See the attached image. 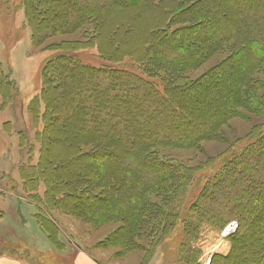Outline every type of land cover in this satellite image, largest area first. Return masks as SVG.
Segmentation results:
<instances>
[{"label": "trees", "instance_id": "trees-1", "mask_svg": "<svg viewBox=\"0 0 264 264\" xmlns=\"http://www.w3.org/2000/svg\"><path fill=\"white\" fill-rule=\"evenodd\" d=\"M32 1L31 10L26 0L29 23L40 17L33 40L36 30L48 38L92 27L84 38L89 43L74 48H96L111 64L95 68L78 57L75 64L58 57L44 68V86L29 105L36 128L43 122L35 134L39 158L34 162L31 155L19 169L25 196L37 207L35 219L57 243L63 228L53 210L95 227L117 223L98 243L101 248H117L125 256L139 249L144 237L151 238V247L159 234L158 218L170 229L175 217L173 205L162 210L170 202L164 197L166 186L179 189L186 181L185 169L162 161L156 148L188 150L206 141L227 142L221 128L239 117V110L264 111L256 92L264 96V79L257 78L264 77V0H69L73 7L63 8L56 6L57 0ZM225 1L235 10L225 9ZM38 2L46 3L47 12L36 17ZM129 8L140 19L154 9L163 22L147 28L144 39L128 42L133 30L121 14ZM178 24L176 40L163 38ZM193 24L196 31L188 32ZM219 56L201 78L187 81L186 73ZM126 58L144 67L149 77L166 73L164 92L138 74L112 66ZM55 62L58 69L52 71ZM15 89L0 67L1 106L12 102ZM255 142L247 148L245 162L239 160L242 166L228 164V176L217 179L220 188L210 187L203 195V221L219 226L235 214L241 224L230 236L237 237L231 254L215 256L211 264H264V230L258 243L244 241L255 239L252 225L264 224V138ZM57 147L63 155H57ZM171 188L170 194L176 193Z\"/></svg>", "mask_w": 264, "mask_h": 264}, {"label": "rangeland", "instance_id": "rangeland-1", "mask_svg": "<svg viewBox=\"0 0 264 264\" xmlns=\"http://www.w3.org/2000/svg\"><path fill=\"white\" fill-rule=\"evenodd\" d=\"M29 2L32 10L31 3L34 1L29 0ZM55 3L59 8L74 5L69 0H57ZM35 5L38 9L36 17L47 12L46 3L41 5V2H38ZM223 7L228 10L231 7L235 10L229 1H225ZM136 15L137 12H134L133 8L125 9L121 14L124 21L131 24L133 32L127 37V41L131 43L144 39L147 28H153L159 22H163L161 15L154 9L142 19H140L141 15L135 17ZM36 20L33 24L29 23L26 0H0L1 73L8 76L16 88L10 104L1 106L0 97V256L14 258L25 264L86 262L94 264H211L215 256L226 257L231 254L233 242L237 237L223 239L221 232L232 222L241 225L239 217L234 214L219 226L203 221L202 198L206 195L208 188H220L217 179L220 174L223 177L228 176L225 175L227 166L230 169L228 164L237 162L236 164L242 166L239 162L243 160L245 162L242 158L250 153L247 148L252 147L256 139L264 138V111L258 114L250 110H239L240 116L233 118L221 128L227 142L206 141L188 150L156 148L155 152L162 161L173 162L185 169L186 181L179 186V189L178 186H166L164 197L167 196L170 202L162 210L165 213L166 207L173 205L171 211L175 217L174 221L170 222L172 225L170 229L165 228L167 225L163 223V220L161 221L162 217L158 218L156 229L159 234L156 243L151 247V238L144 237L140 240L141 247L128 252L125 256L120 254L117 248H101L98 243L119 227L117 223L95 227L60 210L52 211L56 222L63 228L60 243L49 239L35 219L37 207L27 200L19 172L21 165L28 162L31 155L34 162H37L39 158L40 145L35 141V134L36 131L43 129V122L40 120L36 128L29 105L44 86L43 72L49 61H56L58 57H63L68 63H74L78 57L95 68L111 64L100 58L96 48L89 46L86 50H76L77 46L89 43L84 38L93 31L92 27L85 26L73 34H55L48 38L41 36L42 34L38 35L39 30H36L37 36L33 40V28H38ZM195 27L197 26L191 25L188 32L196 31ZM177 28L179 24L168 30V33H164L163 38L169 37L172 41L176 40ZM213 31L211 29V34ZM147 52L152 55L154 50H147ZM221 58L222 56L214 57L200 68L186 73L187 81L192 82L201 78ZM57 64L56 62L52 64V71L58 69L54 67ZM112 66L138 74L155 85L162 93L164 92L166 73L156 71L149 77L144 73V67L129 58L120 65ZM224 69L221 70L226 74L228 67ZM215 75L213 74L214 78L217 77ZM45 76L50 77L48 74ZM257 78L261 81L264 79L260 75ZM256 92L261 98L264 109V96L261 91ZM188 93L191 95L193 92L188 91ZM128 100L132 102L131 95L128 96ZM41 110L42 112L44 110L43 104ZM21 140H26V143L22 145ZM30 147L31 153H29ZM56 152L57 155H63L62 147H57ZM240 159L242 160L239 161ZM238 172H240L239 168ZM235 177L230 178L242 179ZM43 187V185L40 187V194L44 192ZM171 187L176 190V193L172 194ZM211 197L215 200L213 196ZM155 198L157 197H152V200ZM155 200L161 202L159 198ZM257 226L252 225L253 230H256L255 233L257 232L255 239L253 241L250 238L245 239L244 241L247 242L245 244L258 243L259 239H263L261 233L264 230V224L262 226L259 223ZM244 231L245 227L237 235L241 236ZM262 246L264 249V241Z\"/></svg>", "mask_w": 264, "mask_h": 264}, {"label": "built area", "instance_id": "built-area-1", "mask_svg": "<svg viewBox=\"0 0 264 264\" xmlns=\"http://www.w3.org/2000/svg\"><path fill=\"white\" fill-rule=\"evenodd\" d=\"M237 230H238V224L236 222H232V223L228 224L222 230L221 236L223 239H226V238L232 236L233 234H235Z\"/></svg>", "mask_w": 264, "mask_h": 264}, {"label": "crops", "instance_id": "crops-1", "mask_svg": "<svg viewBox=\"0 0 264 264\" xmlns=\"http://www.w3.org/2000/svg\"><path fill=\"white\" fill-rule=\"evenodd\" d=\"M0 264H25L23 261L14 259V258H10L7 256H0ZM82 264H94V263H82Z\"/></svg>", "mask_w": 264, "mask_h": 264}]
</instances>
